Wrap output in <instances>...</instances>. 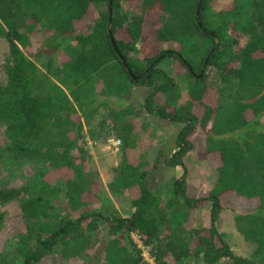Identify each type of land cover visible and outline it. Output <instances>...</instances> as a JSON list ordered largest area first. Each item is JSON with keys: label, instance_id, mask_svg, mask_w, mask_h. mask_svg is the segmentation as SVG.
<instances>
[{"label": "trees", "instance_id": "1", "mask_svg": "<svg viewBox=\"0 0 264 264\" xmlns=\"http://www.w3.org/2000/svg\"><path fill=\"white\" fill-rule=\"evenodd\" d=\"M109 1L0 0V36L10 48L0 82V158L10 177L33 168L22 185L0 188V206L16 202L25 224L4 241L0 264H92L97 254V264H149L142 247L155 264H264V0H230L218 10L214 0ZM37 30L44 47L27 54L19 45ZM163 58L185 72L158 67ZM184 74L185 94L175 80ZM143 84V111L181 124L165 163L182 174L163 193L146 186L129 143L135 121L126 101ZM112 98L119 108L109 106ZM99 108L122 141L110 187L127 199L126 216L89 206L84 124ZM197 132L204 144L196 154L217 159L212 189L200 197L189 194L184 164ZM226 194L257 202L234 217L251 256L235 253L216 227ZM206 202L209 225L188 226Z\"/></svg>", "mask_w": 264, "mask_h": 264}, {"label": "rangeland", "instance_id": "2", "mask_svg": "<svg viewBox=\"0 0 264 264\" xmlns=\"http://www.w3.org/2000/svg\"><path fill=\"white\" fill-rule=\"evenodd\" d=\"M229 1L214 0L213 7L215 10H218L221 8V4ZM245 40L247 39H243L242 43ZM43 44L44 33L41 30H37L27 38L24 46L19 45V47L23 48L27 54H31L43 48ZM171 47L175 46L172 45ZM9 49L6 39L0 36V82H5L6 80L5 65L10 58ZM173 62L175 61L172 58H163L157 66L167 69L174 76L175 74L179 75L185 72L184 67L178 63H175L174 67H172ZM188 77L185 74L181 77H175V80L180 84L183 94H185ZM215 80L216 78L212 77L207 79L208 82ZM147 89L148 87L145 84L133 87L132 94L128 101H126L134 109L133 120L135 121L129 143L132 146V150H137L138 154L133 160H139L141 167L146 171V186L152 191L163 193L165 185L182 174L181 168L169 166L165 163V160L177 150L175 138L181 128V124L155 116L150 117L143 111L141 104ZM114 102L121 103L112 98V103L109 106L119 108V105H116ZM99 110L97 118L90 125L84 124L88 154L86 173L94 181L93 192L95 194L93 200L89 202V206L107 210L114 209L126 216L131 212L127 199L123 195L113 193L110 187V183L114 180V175L124 156L122 141L118 150H115L108 139L118 138L116 130L112 125L107 110L105 108H99ZM262 124L264 127V120ZM5 142L4 128L0 127V147H3ZM192 142L194 143V149L184 157L189 194L198 197L207 196L212 189L217 175L215 169L213 171V165L216 164L217 159L214 156L208 155L206 160H204L203 156L201 157L196 154L197 149H202V145L204 144V137L201 132H197L196 138ZM32 171V166L26 165L20 168L14 177H10L7 168L0 158V188H11L22 185L25 182V178ZM222 203V212L215 223L217 229L223 233L235 253L242 256H251L254 247L237 231L234 217L237 213L255 206L257 202L251 199L250 201L244 200L242 202L226 194L222 197ZM0 215L1 252L4 241L15 236L18 232L24 231L25 224L22 219L21 210L16 202H9L4 206H0ZM209 217L210 205L206 202L199 209L191 213L187 225L207 227L209 225ZM132 238L141 245V241L135 235H132ZM142 249L149 264H155L153 258H150L148 250L144 247ZM100 259L101 254L95 255L91 260L92 264H97ZM52 263L59 264L55 259L52 260ZM218 264H228V262L222 260Z\"/></svg>", "mask_w": 264, "mask_h": 264}, {"label": "water", "instance_id": "3", "mask_svg": "<svg viewBox=\"0 0 264 264\" xmlns=\"http://www.w3.org/2000/svg\"><path fill=\"white\" fill-rule=\"evenodd\" d=\"M109 3H110V5H111L112 0H110ZM110 14H111V11H110ZM109 31H110V28H109ZM111 43L113 44V46H114L116 52L118 53V55H119L121 61L124 63L125 67L127 68V64H126V62H125L123 56H122L121 53L119 52V50H118V48H117V46H116V44L114 43V41H113L112 38H111ZM128 72H129V74L131 75V77H132L134 80H138V79H139V76L134 75L130 70H128Z\"/></svg>", "mask_w": 264, "mask_h": 264}, {"label": "built area", "instance_id": "4", "mask_svg": "<svg viewBox=\"0 0 264 264\" xmlns=\"http://www.w3.org/2000/svg\"><path fill=\"white\" fill-rule=\"evenodd\" d=\"M108 141L112 143V145L115 148V150H118V148H119V146L121 144V140L120 139H118V138H115V139L114 138H110V139H108Z\"/></svg>", "mask_w": 264, "mask_h": 264}]
</instances>
